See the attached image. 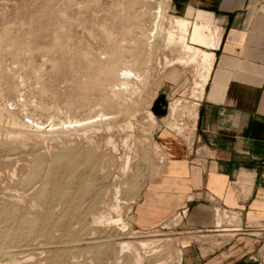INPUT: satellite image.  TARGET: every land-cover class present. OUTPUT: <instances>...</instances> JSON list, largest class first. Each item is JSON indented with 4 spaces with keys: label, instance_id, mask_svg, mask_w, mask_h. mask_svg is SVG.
<instances>
[{
    "label": "rangeland",
    "instance_id": "374dc122",
    "mask_svg": "<svg viewBox=\"0 0 264 264\" xmlns=\"http://www.w3.org/2000/svg\"><path fill=\"white\" fill-rule=\"evenodd\" d=\"M78 1L79 0H74V1L73 0H69V1H67V0H0V65L4 68V70L7 73V75L10 74V75L7 76V79H6L7 82L5 81L6 83L4 81L3 82L0 81V104H1L0 105V112H1V109H2L3 113L6 114V115H4L3 113H0L1 114V116H0V124H1V122L3 123V125L1 124L2 125V130H1L2 133L0 132V135L4 134L3 135L4 137L2 135L0 136V146L2 144V146H1L2 148H0L2 150V151L0 150L1 151L0 152V156H1L0 157V162H1L0 163V171H1L0 177L2 176L1 177L2 179L0 178V182H1V184L2 183H6V184H3V186H0V187L3 188V189L0 188L2 190V191L0 190V206L5 207V209H7V211H8V213L6 215H4L6 217H4L3 215H0V219H1L0 220V224H1V228H0L1 232L0 233L1 234H5V233L9 232L10 229L14 230L17 227L19 221L22 220L25 217L30 218L33 222H37L39 220L40 222L39 221H38L39 223L37 222V227L35 228V230L37 229L36 230L37 232H35V230H34L31 233V235L27 238L28 242L26 243L27 244L26 248H28V250L25 251V253L30 251L29 253L32 252L33 254H35V255L31 254V256L32 257L36 256L38 260L36 259V257H34L35 261H33V258H31V259H32V262H36L37 264L38 263L42 264L45 261H46L45 264H49V263L50 264H67L69 262H70L69 264H72L71 261L74 262V261L77 260V262L73 263V264H76V263H78V261L80 259L81 260L79 261L78 264H84V263L86 264L88 262H89V264H93V263L94 264H96V263L97 264L98 263L99 264H120V263L121 264H127L128 260H129L128 261L129 264H140L142 261H143L142 264H153V263H155V264H158V263L159 264H187L189 259H188V255H187L188 251L185 248V246L190 244L195 239H192V241L190 243L188 242V243L184 244V246L182 245L181 238L182 237L185 238L186 236H189V235L192 236V234H193V233L187 232L189 230L186 227V216L188 215V211L187 212L185 211V213L182 212V214L179 215V218H181L183 223L181 221L178 222L180 224L176 223L177 222L176 216L179 213H181V211H183L184 209L187 210V207L182 208L184 206V202L179 203V205H177L175 207V209L170 214H168L163 220H161L160 222H158V221L156 222V220L152 221V223H154L152 225L150 223L152 218L149 217L148 215H146V213H147L146 212V207L147 206H151V208L154 209V211H157V209L160 208V205H162V204H160L162 202L158 201V200H160V198H158V197L162 193L161 189H162L163 185H161V184L160 185H156V184L162 177L165 176V174H166L165 169L166 168L164 167V169H162L160 171L157 170V167H156V164H155L156 163L155 160L157 158V154L152 149L153 148L152 143L155 140L159 141L161 136L165 135V134H167L168 137L171 138V139H176L178 141L181 140V142L184 144V146H185V148L187 150V153H188L187 154L188 163L191 164V165L202 166L205 163V159H206L207 155H209L208 151L204 147H202V146H200L198 144V142L196 140V130H195V132L192 131V130L191 131L190 130H188V131L186 130L185 131V133L190 136L191 140L192 141L194 140L193 141L194 143L192 142V144H193L192 146L193 147L192 148H188L189 147L188 144L184 143V140L181 137H179V139L174 137V132H172L169 129V127H168V123H169L170 118H173L171 116L178 117L179 120L183 119L182 121L189 122V115H188L189 108H191L193 104H195V103H197L199 101L198 99H196V97H194L192 95L193 94L192 88L194 86V75H193L194 74L193 73L194 69L192 67L183 68L179 64H176V65H173V66H166V64H164L166 61H165V59L163 60V57L165 58V56L168 55V56H166V57H168L167 59H169V58L171 59V57L173 58V57H175L177 55V52L172 51L169 48H164L163 50L161 49V51H160L159 50L160 49L159 45L162 46L163 40H161V38L158 37L157 41H156V44H159V45H157V47H159V49L157 50V52H158L157 54L161 53V55L155 56L154 61H153L152 65H151V68H150V74H149V78H148L147 84L144 85L143 88H141V90H140L142 92L139 91L140 93L137 92L138 94H136L134 96L132 95L133 94L132 93L131 94L132 97L131 96H128L129 98L127 97L128 101L130 103V106H132V107L127 112H125L123 109H122L123 112H120L121 108L116 109L117 107L113 108V107L109 106L108 107L109 111H108V109H106V105H105L108 102H106L105 100L109 96L111 97V99L114 98L113 100H116V98L118 97V95L116 94L118 92V89L115 88V87L113 88L110 85H108L106 88H101L100 85H98V81H99L100 76L102 75L101 74L102 68L104 67L102 64H105L107 62V60L109 59L108 56L110 54H108V52H107L108 48H106V47L109 46L107 44H111V42L108 41V38L111 40V37L108 36L110 34V32H112L111 30H113V32H112L113 37H115V36L117 37L118 36V38H119V35H117L118 32L116 31V29L115 28L112 29V24H114V23L119 21V19L116 18V12H118L120 10L121 6L119 5L118 6L119 9H117L118 8V7H116L117 5L114 6V4H117V2H119L121 0H116V1L113 0V2H112V0H106V1H104V0H87V2L85 0H80L79 2ZM81 1H82V3H80ZM83 1H84V3H83ZM122 1L124 2V4H125L124 7H126V8H128V6L130 4H132L135 9H133V7H131L132 5L129 6V7L133 11L135 10V12L138 11V9L139 10H141V9L145 10L147 8L146 12H148L150 10L149 11L150 13L148 12L150 14V18L153 17V14H151V13H154L152 11H155L157 9V8H154V7H156V4L158 2L157 0L156 1L154 0L155 2L151 1L152 2L151 4H147V5H145L146 7L143 6L141 8L140 4L138 3V0L137 1L135 0L138 5L133 0H132V2L134 4H136V5H134L131 2V0H129V2H128V0H122ZM122 1L120 3L122 5V7H123ZM169 1L168 0H163V6H164V9H166L165 13H167V15H171L170 13H172V11H173V13L179 14L184 9L186 3L192 2V3H194L195 6H197L199 8H203V9H204V6L207 5L206 3H203L202 0H200L201 2L199 0H197V1L196 0H169ZM63 2L67 3L68 5H66V4H65L66 6L63 5L64 4ZM106 2L108 4H106ZM127 2L129 4H127ZM77 3L79 5H77ZM88 3H89V5H88ZM69 4H71L74 8H71L72 6L69 5ZM82 4H84V5H82ZM80 5L83 8L80 7ZM149 5H151L153 8L150 9L151 6L149 7ZM169 5H171L170 6L171 9L169 8ZM78 6L80 8H77ZM111 6L116 7V8H113ZM65 8H67V9H65ZM107 8L109 9V11H108ZM71 9L73 10V13H72ZM89 9H90V11H89ZM67 10L69 11L68 13L70 15H73V16L75 15V17H74L75 19L79 18L78 22H77V19L76 20L75 19H71L72 17H70L68 13H63V12H67ZM95 10H97V11H95ZM106 10L108 11V13L109 12H112V13L108 14ZM114 10H115V12H114ZM77 11H79V12H77ZM81 12H83L84 14H82ZM96 12H98V13H96ZM113 12L115 13L114 17H113V14H114ZM212 13L214 14V12H212ZM68 16H69V18H68V20H66ZM214 16H215V14H214ZM64 18H66V19H64ZM91 18L93 19V23L98 22L99 25L93 24L91 22L92 21ZM104 18L105 19H109L110 21L108 20L109 21L108 22ZM146 18L147 19H145V21L143 20L146 24H143L142 21H140V23H141V25L143 27H145V29H148L150 27V25H151L152 19L150 20L148 14L146 15ZM58 19H60V20H58ZM82 20H84L83 22L85 23V25L82 22ZM216 20L218 22V25L220 26L219 21H218L217 18H216ZM94 21H96V22H94ZM102 21L105 22V23H102ZM147 21H149V22H147ZM71 22L73 23V25H72ZM89 22H90V24H89ZM77 23H79V24H77ZM109 23H111V24L109 25ZM103 24H104V27L102 26ZM78 25L79 26L82 25V26L79 27ZM90 25H92V26L90 27ZM83 26H84V28H83ZM86 26H88V27H86ZM64 27H67V28L66 29H62ZM105 27H107L110 30L108 32V29L106 28L107 29L106 32L108 34L107 36H106V32L103 31V29ZM61 29H62V31H61ZM69 29H71L72 32ZM88 29H90V30L88 31ZM106 29H104V30H106ZM90 31H91V33L93 31L95 36H93V33L92 34H90V33L88 34V32H90ZM64 36H68V37H64ZM60 38H61V40H59ZM56 40L57 41L59 40L60 43L57 42ZM62 40H64L66 42V46L67 47L65 46V42L62 41ZM119 40H121V38H119ZM61 41L64 42V44ZM56 42H57V44L59 43L60 45L58 44L59 45L58 46L56 44ZM67 42H69V44ZM91 43H92V45H91ZM63 45L65 47H63ZM89 47L90 48L92 47L91 50H90ZM162 47H164V46H162ZM103 48H105L106 51ZM103 50L105 51V53H107L106 55L104 54ZM101 51H103V52H101ZM167 51H168V53H167ZM171 52H173V53H171ZM162 53H165V54L162 55ZM98 54H100V55H98ZM105 56H106V58H104ZM158 57H160V58H158ZM96 58H98L99 61L95 62V60H98ZM155 59H156V63H154ZM55 63H56V65H55ZM160 63H162V65ZM153 68H155L154 71H153ZM11 72H12V74H11ZM91 73L92 74L94 73L95 77H94V75L91 76L92 75ZM152 74H153V76H152ZM8 81L9 82L11 81V82L9 83ZM2 84H5V85H2ZM111 90H112V92H111ZM116 90H117V92L113 93ZM120 91H121V89L119 90V92ZM105 93H106V95H105ZM146 93H147V95H146ZM114 96H116V98ZM179 96H181L180 100H182V101H181L180 104L177 105V107L174 110L173 109L174 106L172 105V102H173L174 98L179 97ZM130 97L132 99H130ZM98 101H99V103L101 102L102 106H101V104L99 105ZM132 102H135V103H132ZM94 103H96V104H94ZM135 104H136V106H135ZM99 108H100V110H99ZM103 108H105V109H103ZM110 109H111V111H110ZM148 109L152 110V114L155 116V118H149L148 117V115L146 113L147 112L146 110H148ZM131 110H133V111H131ZM136 110H137V112H136ZM10 111L12 112V114H11ZM104 111L106 112V115H104V114L102 115V113H104ZM111 112H113V113H111ZM115 113H116V115H115ZM131 113H135V115L132 114L133 115L132 116ZM10 114L11 115L15 114L16 117L21 122L27 123V124H31L32 123L31 120L33 119V120H37V121L42 122L45 125H47V124H49L51 122V120L55 119V122L58 123L57 126H59V127H57L55 129L57 131H55V130H53V131H55V133L59 132L60 134L58 133V134L55 135V133H53L51 135V133L49 134V132H53V131L47 132V129H42V128L41 129L43 131L44 130L45 131L43 133H39L40 130H39L38 127H36V124H34L33 127H32V124H31V126H24V127L26 128L27 133L31 131L32 133L31 132L30 133L32 135H29L30 133H28L27 135H29V136L24 141H21V142L17 141L14 144L12 143L14 146L11 144V145H9V147H7L9 140L6 141V138L9 139L8 136L10 134L11 135L13 134L14 136L16 134V133L15 134L14 133L8 134L9 132L7 130H6L7 132L4 130L10 124V123L7 124V121L9 120V118L11 116ZM127 114H129V115H127ZM7 115H9V116L7 117ZM107 115H109L108 116L109 118L107 117ZM89 117H92L93 119L92 118L87 119V121H85V122L83 121L82 123L74 122V120L84 119V118L86 119V118H89ZM128 117L132 118V125H134L133 126L134 129H131V128H133L132 125H131V128H130L131 130L129 129V127L124 126L125 125L124 121ZM3 118H5V119H3ZM68 118L71 121H73L72 124L68 122L69 121ZM1 120H3L4 122L1 121ZM63 121L65 123L62 124ZM112 123H113V126L111 125ZM147 124L149 125V127L147 126ZM93 125H96L97 127L93 126ZM143 125H146V126H143ZM85 126H90V128L87 127V128H89V129H87V128H85ZM117 126H119V127H117ZM61 127L63 128L62 129L63 131L61 130L62 133L60 131ZM65 127H66V129L67 128L68 129L66 130ZM91 127H93L94 130ZM108 127L111 128V129L107 130ZM123 127L124 128L126 127V129H124ZM144 127H148L149 131H150V132H148V135L145 136V137H144V135H142L143 134L142 133L143 132L142 129H144ZM65 130H66V133H65ZM72 130L75 133H76V131L81 130L80 131L81 133L79 135V131H78L77 132L78 134H75ZM112 130L113 131L114 130L115 131L118 130V131H116L117 133H115V131L112 132ZM126 130L128 132L129 131H131V132L135 131L134 132L135 136L134 137L131 136V138L129 139V141H132V142H129V145L131 144L129 150L127 148L129 146L123 144V143H125V140L127 139V136L129 135V133H131V132H129V133L127 132L128 133L127 134ZM34 131L35 132L39 131L38 133L36 132V134L39 135L41 139L39 137H36L37 135L35 134ZM67 131L73 132L75 134V136H74L73 133H71L72 135L70 133H67ZM5 132L7 134H5ZM108 132H110V133L112 132V133L109 134ZM33 133L35 134V136L33 135ZM113 133H114V135H113ZM89 134H90V136H91V134H94V136H91L92 138H87V137H89ZM119 134H120V136H119ZM125 134H127V135L125 136ZM108 135H110V137L113 135L111 137V141L113 139L112 142H114L113 144L115 146L113 144L109 145V143L111 144L112 142H109V143L107 142V140H109ZM131 135H133V133H131ZM5 136H7V137L5 138ZM32 136H34V137H32ZM30 137L33 138V139H29ZM53 137H54V139H53ZM105 137H106V139L107 138L108 139L106 140ZM37 138H39L40 140H35ZM42 138H45L43 140L47 141V143H45L44 141L42 142ZM47 138H49V139H47ZM55 138L57 139V141L55 140ZM58 139H59L60 142L58 141ZM75 139H76V141H75ZM92 139L96 140V142H98L100 144L96 143L97 145L96 144L94 145L93 142L95 143V141L92 140ZM104 139H105V141H104ZM32 140L37 141V143H35V141H32ZM87 140H88V142H87ZM91 140H92V145L89 142ZM1 141H3V142H1ZM39 141H40V143L38 144ZM61 141H63V142H61ZM55 142H56V144H55ZM3 143H5L7 145H5ZM17 144H19V145H17ZM26 144H28V146H26ZM35 144L37 146H35ZM43 144L47 145V147L44 146ZM15 145H16V147H15ZM30 145H32V147L34 146L35 150H37V148H38V150H39V148H41L42 150L45 149L44 151H46V152H44V156H45V160L46 161L44 162V164H43L44 166H42L43 168L41 169L40 175L38 176L40 179L37 180V178H38L37 177V178H34V179L30 180V184H31L30 186L31 187L29 186L30 188L29 187L23 188V185L20 184L18 182V180L23 179L26 175L29 176V174L33 170L32 167H34L36 165V161H37L36 158L38 156H43V151L41 149H40V152L42 151V153H39V152L37 153V151H36V153L34 152L32 154V151H35V150L33 148H31ZM62 145H64V146H62ZM65 145L66 146L70 145V148L71 147H73L72 149L76 148L77 151L81 150V148H82V151H80V152L76 151V156L75 157H77V161L75 163H73L74 165L70 166V168H69L70 170L67 169V171H65V170H62L63 167H61L60 171L58 170V171H54L53 173H51L50 170L53 171V168H54L53 164L54 165L57 164L56 161H54L55 157H56L55 155H57L58 152H59L58 154H60L63 150H68L69 146L67 147V149H65L66 148ZM59 146H60V150H59ZM92 146L94 148L97 147L95 149L99 150V151H96L94 149L95 150V157L94 158L97 157L96 161H94L95 160L94 159L93 160L94 162H92L94 164V166H92L93 165L92 163L88 164V161L85 160L86 159V157H85L86 151L89 149V147H92ZM3 147L4 148L7 147L6 149L8 151L6 152V150ZM12 147L13 148L15 147V149L13 150ZM17 147H19V148L23 147L24 149L21 148V150L23 149L21 151ZM79 147H80V149H79ZM83 147H85V148H83ZM100 147H102V148H100ZM112 147H114V148H112ZM25 148L28 151L25 150ZM30 148H31V150H29ZM61 148H62V151H61ZM16 149H17V151L20 150L21 153H20V151L17 152ZM101 149H102V151H101ZM147 149H149V150H147ZM190 149H192V150H190ZM12 150L15 151V152L13 153ZM104 150H106V151H104ZM196 150L197 151L199 150V152L201 151V154L203 153V155L200 156V153L197 152ZM3 151L6 152L5 155H4V153H2ZM9 151L11 152L10 154H9ZM29 151L31 152L30 154H32V156L35 157V155H36V157L34 158V157L30 156V154H27V153H29ZM51 151H53V152H51ZM191 151H193V153ZM22 152H23V154H25L24 156H23ZM123 152H126L128 155L126 153L124 154ZM196 152H197L198 155L196 154ZM206 152H207V154H206ZM15 153H16V155H15ZM99 153H101L100 154L101 156H99ZM7 154H8V156L10 155L9 156L10 158H7ZM12 154H14V155H12ZM17 155H19V156H17ZM51 155H52V157H51ZM121 155H123V156H121ZM125 155L126 156H129V155L131 156V157L129 156V158H130L129 159L130 163H128L129 167L126 168V169H125V165H124L125 163L124 164H120V163H123L122 161L126 160V158H124V160H120V159H123V157H125ZM3 156L4 157L6 156L5 158H7V159H4ZM12 156H14V157H12ZM28 156H30V157H28ZM81 156L83 157L82 159H81ZM113 156H116V157H113ZM155 156H156V158H155ZM169 156L172 157L171 155H169ZM169 156H168L167 159L170 162L171 158ZM20 158L21 159L23 158V159L21 160ZM26 158L30 159V163H31L30 165L28 164L29 161ZM197 158L199 160H201V162H199V160ZM51 159H52V163H51ZM194 159H195V161H194ZM10 160L12 161L11 163L9 162ZM23 160L26 161V164H25V162ZM78 161H80V162H78ZM48 162H49L50 165H48ZM34 163H35V165H34ZM15 164L19 165V166L17 167V166H15ZM45 165H47V167ZM75 165H76L77 169H74ZM1 166H2V170H1ZM24 166H26V167H24ZM79 166H81V167H79ZM123 166H124V168H123ZM7 167H8L9 170H7V169L5 170V168H7ZM12 167H15L14 168L15 171L13 170V172H11L12 171L11 170ZM27 167L28 168L30 167V168L28 169ZM92 167H93L94 170L91 169ZM48 168H49V170H48ZM73 169L75 170L76 174L77 173H79V174L81 173V174H83V177L85 176L84 180H86V181H84V184H86V186L88 187V189L90 191V192L86 191L83 195L77 196L78 198H69L70 200L73 199L71 201V204L72 205L74 204L77 207V208L74 207V208H76L74 210V212H73L74 215L71 214L69 212V210L65 209L67 207V205L70 203V201H67V203H66V202L62 201V198H53V199L50 198L51 194L52 195L55 194V193L58 194V192H56V191L53 192L52 185H51L53 183L50 182L51 180L49 181L47 179V178H49V179L53 178L52 181H54V177H52V176H55V178H61V176H62V180L66 181L65 179H67V178L69 179L70 178L69 177L70 176L69 173L70 172H74ZM89 169H91V170H89ZM124 169H125V172H123ZM16 170H17V172L19 171V173H20V171H23V172L20 173L22 176L19 175L20 176L19 177L18 176L19 173L18 174L16 173L17 174L16 175L15 174ZM79 170H80V172H79ZM120 170L121 171L123 170L122 171L123 173H121ZM29 171H30V173H29ZM61 171H63V172H61ZM85 172H88V173H86V175H85ZM46 173H48V174H46ZM50 173H51V175H50ZM57 173L59 174V176H58ZM23 174H25V175H23ZM67 174L69 176L67 178H65ZM88 174H89V176H88ZM93 174L95 175V177H94ZM15 175L17 177H19V178H17ZM90 175L91 176L93 175V176L90 177ZM115 175L119 178V180L117 179V177ZM14 176L16 177L15 179H14ZM86 176H87V178H86ZM159 176H161V177H159ZM3 177H5V178H3ZM9 177H11V178L9 179ZM12 177H13V179H12ZM43 177H46V178H43ZM6 178H8V179H6ZM92 178L93 179L95 178L94 179L95 181ZM43 179H44V182H43ZM58 180H60V179H58ZM113 180H115L116 182L113 181ZM35 182H37V183H35ZM112 182H114L115 184L118 182V184H116V185L114 184L113 185ZM33 183L35 185H37L38 183L39 184H38L37 187H35ZM92 183L94 185L96 183L97 184H96V186H94ZM111 184L113 185V187H111L112 190L110 188V186H112ZM4 185H5V187L7 189L9 188V189H12V190L11 191L9 189L5 190L6 188L4 187ZM66 185L68 186L69 191H72V193H73V191L76 190V188L79 187L80 184H77V183L74 182V180H72V182L71 181L67 182ZM75 185L76 186L78 185V186L76 187ZM40 186L45 188V189H43L45 193L47 192V199L45 198L46 199L45 204H39V203H37V201H36V203L33 202V200L34 201L36 200L34 191L39 189ZM69 186H71V187L74 186V187L71 188ZM89 186H90L91 189L89 188ZM91 186H93V188ZM115 186L116 187L118 186V187L121 188V189H119L121 191L119 192L118 199H116V197L114 196V194H115ZM33 187L35 189H31ZM13 188L15 189L14 191H13ZM48 189L49 190L51 189V191H48ZM31 190H32V192H31ZM107 191H108V195H106ZM95 192L100 193V194H98L100 196L97 197V193L95 194L96 195L95 196L94 195ZM173 192L174 191H171V190L168 191L169 196L173 197V194H174ZM8 193L13 195V199H11V197L3 198ZM17 193H19V195H21L20 197L17 196L18 199L22 197V199L25 200V198H23V196L26 197L28 194L30 195V198L28 196V197H26L25 201H22V199H19L20 201H18V199L16 197V195H18ZM24 193L25 194L27 193L26 196L24 195ZM88 193L93 194L95 197L89 194V197L90 196L91 197L88 198V196H87ZM104 196H107V197L104 198ZM93 197H94V199H93ZM27 198H29V200ZM106 198H108V200L110 198V201L107 200L108 201L107 202L106 200H104ZM80 199L82 201L84 200L85 202L87 201V203H85L84 201L83 202L80 201ZM114 199H116V200H114ZM74 200H76V201H74ZM27 201H31L33 204H31V202L28 203ZM116 201L118 203H120V204L122 203L121 205H122L123 208L119 204L120 208H122V209H120L118 212L115 213V212H113L114 211L113 205L117 203ZM24 202H27L26 203L27 205ZM58 202H60L61 205ZM90 202H91V204H90ZM98 202L101 203L102 205H100ZM105 202H106V206H105ZM83 203L85 204V206H83L84 205ZM103 203H104V205H103ZM107 203H109L110 206ZM111 203L113 204L112 206H111ZM30 204L32 205V207L34 206L33 209H32ZM38 204H39V206H38ZM54 204H56V206ZM87 204H88V206H87ZM93 204L96 207H93ZM43 205H44V207H43ZM46 205L47 206L50 205V206L47 207ZM97 205L99 206L100 210L99 209L97 210V208H98ZM27 206H28V208H27ZM36 206L39 207V208H37ZM52 206L56 209L55 211H54V208H52ZM59 206L60 207L64 206V207L60 208ZM86 206H87V208H86ZM103 206H105V208ZM107 206H108V209L106 208ZM84 207L86 208L85 209L86 211L84 210ZM43 208H45V209H43ZM51 208H52V210H51ZM79 208L82 209V211L84 210L86 213L82 212L81 210L78 211ZM20 210H22V211L20 212ZM37 210H39V213H38ZM42 210H44V211H42ZM94 210H96V211H94ZM111 210L113 212L112 214H113L114 217L115 216L117 217L118 216L117 213L122 211V212H120V216L121 217L123 216L122 217L123 221L125 220L128 223L127 229L121 228V226H122L121 223H109L108 224L107 222H104V224H101V223L99 224V223H95L93 221L94 216H97L98 214L103 213V212L104 213L106 212V214L109 215L107 211H109V213H111L110 212ZM143 210H144V213L141 214L140 212L143 211ZM220 210L221 211H217V209H216V211H217L216 212L217 213V219L222 218L220 215L226 214V212H227L225 209L222 210L220 208ZM178 211H179V213H178ZM223 211H225V213ZM27 212L28 213L31 212V214L30 213L27 214ZM61 212H63V213H61ZM88 212H89V214H91V213L92 214L87 216ZM59 213H60L61 216H59ZM121 213H123V214H121ZM227 213H228L227 214L228 217L226 216L227 218H223V220H224L223 223L224 224L222 223V225L224 227H226L227 225L229 226V225H233L235 223H238L239 218L236 215V213H234V215H232L233 213H230L229 211ZM47 214H48V217H47ZM77 214H78L79 217L77 216ZM18 215H19V217H18ZM231 215L233 217L236 216V219L235 218L233 219V217ZM67 216L70 217V218H68ZM71 216L73 218H76V219H73ZM51 217H53L54 219L51 218ZM56 217H57V221L55 220ZM182 217H183V219H182ZM223 217H225V215ZM42 218L43 219L46 218V219H44V221H42ZM72 219H73V221H72ZM54 220L56 222H54ZM77 220H78L79 223L77 222ZM168 220H170V222H173V223L176 220L175 224H174L175 226L173 224H169L167 227H164L163 223L165 221H168ZM63 221H65V222H63ZM67 221H69V223ZM42 222H43V224L44 223L45 224L43 225ZM52 222H54V223H52ZM76 222H77V224H75ZM225 222L228 223V224H226ZM63 223H65L66 228L64 227ZM73 223L75 224V226H73L74 225ZM81 223L85 224V225H82ZM161 223L163 225H161ZM49 224H50V227H49ZM52 224L54 225L55 229L53 228ZM69 224H70V226H69ZM76 225H78V226H76ZM2 226H4V227L2 228ZM11 226L13 228H11ZM44 226H46V227H44ZM84 226H86V227L84 228ZM92 226H93V229H92ZM98 226H100V227H98ZM41 227L43 228V230H42ZM57 227H58L59 230L57 229ZM68 227H70V230H69ZM5 228H6V230L7 229L8 230L6 231ZM62 228H64L65 230L62 229ZM67 228H68V230H66ZM106 228H107V231H106ZM25 229H27V228L25 227ZM77 229H79L81 233ZM94 229H95V231H94ZM156 229L160 230L161 232L170 231V233H172L173 239L171 240L170 243H168V246L164 245V247H163V245H162V247H161V245H160V247L162 249L158 246V248H157L158 252H157V250L155 252H150L151 250H149L147 248L146 249L142 248L138 244V241L136 240V238L138 240L140 238H142V237L145 238L144 236L147 234L146 231H148V230H156ZM39 230H40L41 233L39 232ZM47 230H50L52 232V234L54 233L56 236L55 237L52 236V234L50 232H47ZM63 230H64V233H63ZM90 230L93 233H95V234H92V232ZM98 230H100L101 232L100 231L98 232ZM3 231H5V232H3ZM45 231H46V233H49V234L48 235L45 234ZM57 231H60V232H58L59 235H62V233H63V235H65V236L62 235V236H60V238H58L59 235L57 236V234H58ZM76 231H78V232H76ZM38 232H39V234H37ZM42 232H44V233H42ZM72 232H73V234H72ZM85 232H87V233L85 234ZM102 232H104L106 235L104 233H102ZM107 232H109V234H107ZM33 233H34V235H33ZM35 233L37 234L38 237L36 236ZM65 233H67L68 237H66ZM76 233H77V236L79 235L78 237L75 236ZM69 234H71V235H69ZM89 234H90V236H89ZM103 234L106 237H114L115 235L116 236L119 235V236H122V237H126V239H130V240L134 241V243L137 244V246L139 248V252L141 253L142 260H137L136 261L134 253L132 251L127 250V249L124 250L123 252L118 253L120 251V249H119L120 247H119V244L117 242H115V240H109V242H110L109 246H108V244H107V246L104 245L103 247L102 246H96V247L93 246L95 248L94 250L89 248V249H91V252H90V250H88V247H89L88 245H90V243H82V244H80V247L83 246V245L85 246V248H83L84 247L83 246L82 249H87V250H84L83 252H82L81 248H78V249L77 248L76 249L75 248H70V251L68 250L69 249L68 244H70L72 242L71 240H77L76 238H78V240L83 239V238L86 239V238H90V237H94V236L95 237L96 236H102ZM126 234H128V236ZM49 235H50V237H49ZM111 235H113V236H111ZM137 235H138V237H137ZM35 236L37 237V239L39 238L38 241H36L37 239L35 238ZM46 236H48V237H46ZM70 236L72 237V239H69V238H71ZM82 236H84V237H82ZM105 236H103V237H105ZM21 242H23V241H20L19 243L16 242V243L20 244ZM34 242L36 243V246H35ZM113 242L116 243V245ZM59 243L60 244L62 243V244L59 245ZM201 243H207V245L202 247L204 249L209 247V246H212V243L209 240L201 241ZM41 244H42V246H41ZM86 245L88 247H86ZM112 245H114V246L118 245V246L116 248V247H113ZM45 246H47V247H45ZM32 247L35 250H33ZM40 247H42V248H40ZM90 247H92V246H90ZM140 247H141V249H140ZM37 248L42 249L43 252H45V254H42L43 252L40 251ZM50 248H52V249H50ZM62 248L63 249L67 248L68 252L64 251ZM36 249L39 250V251H36ZM44 249L47 252L44 251ZM98 249L100 251H98ZM142 249H144L143 252H142ZM180 249H183L182 253H180ZM71 250H73V252L75 251V253H73ZM76 251L77 252L79 251L80 253L78 252V254H76ZM88 251L90 252L89 255L87 254ZM93 251H97V252H94L95 253L94 254V253H92ZM114 251H116V252H114ZM126 251L128 253L130 252V254L128 255L126 253ZM49 252H51V253L53 252L54 253V257H52L53 253L51 254ZM57 252L59 253V255H57ZM65 252H66V255H64ZM99 252H100V254H99ZM124 252L127 254L126 257H124L126 255V254L124 255ZM39 253H41V256L39 255ZM46 253H48V254H46ZM67 253H69L70 255L73 254L71 256H73V258L76 259V260H74V259L73 260H69L71 258V256L67 255ZM96 253L100 257H98V255ZM260 253L263 255V258H264V247L261 248ZM111 254H114L115 256L111 255ZM118 254H120V255H118ZM121 254H122V256H121ZM74 255H76V256L80 255L82 257L77 256V257H79V258H77L76 256L74 257ZM85 255H86V257H85ZM49 256H51L52 258L51 257L49 258ZM103 256L105 257V259L104 258L102 259ZM120 256H121V258H120ZM43 257H47V259L44 258L45 259L44 260ZM83 257L86 259V262H85ZM87 257H89V259ZM90 257H92L91 261L93 263L90 262ZM97 257L100 258L101 260L98 259ZM66 258H67V260H66ZM93 258H95V259H93ZM0 259L3 260V257L0 256ZM107 259H109V260L111 259V260L109 261ZM121 259H122V261H121ZM41 260H42V262H41ZM106 260H107L108 263L106 262ZM115 260H116V262H115ZM38 261H40V262H38ZM51 261L52 262L54 261V262L51 263ZM56 261H57V263H55ZM111 261H113V262H111ZM47 262H49V263H47ZM1 264H2V262H1Z\"/></svg>",
    "mask_w": 264,
    "mask_h": 264
},
{
    "label": "bare ground",
    "instance_id": "6f19581e",
    "mask_svg": "<svg viewBox=\"0 0 264 264\" xmlns=\"http://www.w3.org/2000/svg\"><path fill=\"white\" fill-rule=\"evenodd\" d=\"M67 1H69V0H67ZM74 1V0H73ZM80 1V0H79ZM78 1V2H79ZM86 2H87V0H85ZM104 1H106V0H104ZM116 1V0H115ZM122 1V0H121ZM121 1H119V2H117V4H114V6L115 5H117L116 7H118L119 5L121 6V8H120V10L118 11V12H116V18H118L119 19V21L118 22H116V23H114V24H112V29L113 28H115L116 29V31L118 32V34L117 35H119V38H121V40H119V38H118V36L116 37L115 35V37H113V34H112V32H113V30H111L112 32H110V34L108 35L107 34V27H105L104 29H106V30H104L103 29V31H105L106 32V36L108 35L109 37H111V40L108 38V41H110L111 42V44H107V45H109L108 47H106V48H108L107 50V52H108V54H110L108 57H109V59L107 60V62L105 63V64H102L104 67L102 68V71H101V76H100V78H99V81H98V85H100V87L101 88H106L108 85H110V86H112L113 88L115 87V88H117L118 89V92H117V90L115 91V92H113V93H116L117 95H118V97L116 98V96H114L115 98H116V100H113V99H111V97L109 96H107L108 98L105 100L106 102H108L107 104H105L106 105V109H108V111H109V106H111V107H113V108H116V109H119V108H121V111L120 112H123L122 111V109L125 111V112H127V111H129V109L132 107V106H130V103H129V101H128V96H131V94L134 96V95H136V94H138L137 92H139L140 90H141V88H143V86L144 85H146L147 84V81H148V78H149V74H150V68H151V65H152V63H153V61H154V58H155V56H157V55H161V53L160 54H157L158 52H157V50L159 49V47H160V51H161V49L163 50L164 48H169L170 50H172V51H175V52H177V55L175 56V57H171V59L169 58V59H167L168 57H166V56H168V55H166L165 56V58L163 57V60L165 59V63L164 64H166V66H173V65H176V64H179V65H181L183 68H189V67H192L193 69H194V71H193V75H194V86H193V88H192V91H193V96L194 97H196V99H198L199 101L197 102V103H195V104H193L192 105V107L191 108H189V112H188V115H189V122H185V121H182V120H179V118L178 117H174V116H171V117H173V118H170V120H169V123H168V127H169V129L172 131V132H174V137H176V138H178L179 139V137H181L183 140H184V143H186V144H188V148H192L193 146V144H192V142L194 141H192L191 140V138H190V136L189 135H187L186 133H185V131L187 130H192V131H194L195 132V130H196V125H197V119H198V114H199V103H200V101L203 99V97H204V94H205V90H206V85H207V83H208V81H209V79H210V76H211V73H212V69H213V66H214V62H215V59H216V52H215V50L219 47V45H220V41H221V37L223 36L222 35V27H220L219 25H218V22H217V20H216V18H215V16H214V14L211 12V11H209V10H206V9H203V8H199V7H197V6H195L194 5V3H192V2H190V3H186V5H185V7H184V9L182 10V12H180L179 14H176V13H173V11H172V13H170L171 15H167V13H165V10L166 9H164V6H163V0H157L158 2H157V4H156V7H154V8H157L155 11H152V12H154V13H151V14H153V17L152 18H150V10L148 11V12H146V9L145 10H139L138 8V11H136L135 12V10L133 11L129 6H131L132 4H130L129 6H128V8H126V7H124L125 6V4H124V2L122 1V4H123V7H122V5H121ZM134 2H136L135 0H133ZM154 1V0H138V3L140 4V6H141V8L143 7V6H145V5H147V4H151L152 2ZM156 1V0H155ZM154 1V2H155ZM169 1V0H168ZM197 1V0H196ZM195 1V2H196ZM200 1V0H199ZM65 2V1H64ZM63 2V3H64ZM71 2V1H70ZM112 2H113V0H112ZM126 2V1H125ZM128 2H129V0H128ZM127 2V4H129ZM131 2H132V0H131ZM130 2V3H131ZM170 2V1H169ZM201 2V1H200ZM202 2L203 3H208V0H202ZM229 2V1H228ZM73 3V2H72ZM80 3H82V1L80 2ZM83 3H84V1H83ZM90 3V2H89ZM89 3H88V5H89ZM94 3V2H93ZM111 3V2H110ZM120 3V4H119ZM133 3V2H132ZM254 3V2H253ZM68 5L67 3H64L63 5ZM87 4V3H86ZM105 4V3H104ZM106 4H108L107 2H106ZM134 4V3H133ZM136 4H137V2H136ZM136 4H134V5H136ZM198 4V3H197ZM65 5V6H66ZM69 5H71V4H69ZM77 5H79L78 3H77ZM82 5H84V4H82ZM111 5V4H110ZM138 5V4H137ZM153 5V4H152ZM168 5V4H167ZM72 6V5H71ZM70 6V7H71ZM86 6V5H85ZM104 6V5H103ZM151 5H149V7H150ZM170 6L171 5H169V8H170ZM80 7H82L81 5H80ZM79 6L77 7V8H80ZM107 7V6H106ZM111 7H113V6H111ZM110 7V8H111ZM116 7H113V8H116ZM131 7H133V5L131 6ZM146 7V6H145ZM144 7V8H145ZM174 7V6H173ZM71 8H74L73 6L71 7ZM83 8V7H82ZM87 8V7H86ZM143 8V9H144ZM153 7L151 6V8L150 9H152ZM205 8V7H204ZM64 9V8H63ZM65 9H67V8H65ZM70 9V8H69ZM106 9V8H105ZM108 9V8H107ZM117 9H119V7L117 8ZM133 9H135L134 7H133ZM171 9V8H170ZM262 9V8H261ZM72 10V9H71ZM80 10V9H79ZM82 10V9H81ZM154 10V9H153ZM181 10V9H180ZM264 10V9H263ZM66 11V10H65ZM89 11H90V9H89ZM95 11H97V10H95ZM105 11V10H104ZM107 11V10H106ZM108 11H109V9H108ZM108 11H107V13H108ZM61 12V11H60ZM69 11L67 10V12H63V13H68ZM77 12H79V11H77ZM76 12V13H77ZM94 12V11H93ZM100 12V11H99ZM114 12H115V10H114ZM113 12V13H114ZM178 12V11H177ZM72 13H73V10H72ZM71 13V14H72ZM82 14H84L83 12H81ZM95 13V12H94ZM96 13H98V12H96ZM110 13H112V12H109L108 14H110ZM69 14V13H68ZM67 14V15H68ZM86 14V13H85ZM148 14V16H149V18H150V20L152 19V21H151V25H150V27L148 28V29H145V27H143L142 25H141V23H140V21H142L143 22V24H146L144 21H145V19H147L146 18V15ZM65 15V14H64ZM78 15V14H77ZM81 15V14H80ZM79 15V16H80ZM92 15V14H91ZM96 15V14H95ZM98 15V14H97ZM69 16L70 17H72L71 19H75L74 17H75V15L73 16V15H70L69 14ZM69 16L67 17V19L66 18H64V19H66V20H68V18H69ZM83 16V15H82ZM106 16V15H105ZM115 16V13L113 14V17ZM66 17V16H65ZM78 17V16H77ZM81 18V17H80ZM85 18V17H84ZM93 18V17H92ZM91 18V19H92ZM106 18V17H105ZM104 18V19H105ZM70 19V20H71ZM77 19V18H76ZM75 19V20H76ZM79 19V18H78ZM78 19H77V22H78ZM94 19V18H93ZM93 19H92V23H93ZM115 19V18H114ZM58 20H60V19H58ZM81 20V19H80ZM105 20H109V19H105ZM144 20V21H143ZM84 20H82V22H83ZM86 21V20H85ZM110 21V20H109ZM108 21V22H109ZM70 22V21H69ZM80 22V21H79ZM94 22H96V21H94ZM113 22V21H112ZM147 22H149V21H147ZM72 23V22H71ZM81 23V22H80ZM84 23V22H83ZM102 23H105V22H103L102 21ZM77 24H79V23H77ZM89 24H90V22H89ZM93 24H97V25H99L98 24V22H96V23H93ZM111 23H109V25H110ZM72 25H73V23H72ZM75 25V24H74ZM84 25H85V23H84ZM94 25V26H95ZM79 26V25H78ZM80 26H82V25H80ZM79 26V27H80ZM92 25H90V27H91ZM103 27H104V24L102 25ZM108 26V25H107ZM149 26V25H148ZM86 27H88V26H86ZM98 27V26H97ZM101 27V26H100ZM147 27V26H146ZM67 27H64V28H62V29H66ZM83 28H84V26H83ZM94 28V27H93ZM62 29H61V31H62ZM87 29V28H86ZM91 29V28H90ZM90 29H88V31L90 30ZM71 32H72V30L71 29H69ZM56 31V30H55ZM102 31V30H101ZM110 30L108 29V32H109ZM57 32V31H56ZM65 33V32H64ZM92 34L93 33V31H92V33H91V31L90 32H88V34ZM99 33V32H98ZM55 34V33H54ZM57 35V34H56ZM61 35V34H60ZM93 36H95V34L93 33ZM97 36V35H96ZM58 37V36H57ZM64 37H68V36H64ZM91 37V36H90ZM158 37H160L161 38V40H163V43H162V46H164V47H162V46H160L159 44H156V41H157V38ZM56 38V37H55ZM70 39V38H69ZM59 40H61V38L59 39ZM59 40L57 41V42H59ZM62 41H64V40H62ZM61 41V42H62ZM107 41V42H108ZM159 41V40H158ZM53 42V41H52ZM57 42H56V44H57ZM65 42V41H64ZM64 42H62L63 44H64ZM60 43V42H59ZM58 43V44H59ZM68 44H69V42H67ZM83 43V42H82ZM57 44V45H58ZM67 44V45H68ZM60 45V44H59ZM58 45V46H59ZM90 45V44H89ZM88 45V46H89ZM91 45H92V43H91ZM90 45V46H91ZM98 45V44H97ZM103 45V44H102ZM157 45H159V47H157ZM65 46H66V42H65ZM64 45H63V47H65ZM44 47V46H43ZM67 47V46H66ZM73 47V46H72ZM79 47V46H78ZM102 47V46H101ZM162 47V48H161ZM90 48V47H89ZM92 48V47H91ZM91 48H90V50H91ZM39 49V48H38ZM94 49V48H93ZM101 49V48H100ZM103 49H105V48H103ZM95 50V49H94ZM166 50V49H165ZM49 51V50H48ZM104 51V50H103ZM103 51H101V52H103ZM105 51H106V49H105ZM105 51H104V54L106 55L107 53H105ZM159 51V52H160ZM169 51V50H168ZM168 51H167V53H168ZM95 52V51H94ZM163 52V51H162ZM100 53V52H99ZM166 53V52H165ZM165 53H162V55H164ZM170 53V52H169ZM171 53H173V52H171ZM48 54V53H47ZM103 54V55H104ZM98 55H100V54H98ZM172 55V54H171ZM45 56V55H44ZM73 56V55H72ZM173 56V55H172ZM63 57V56H62ZM74 57V56H73ZM94 57V56H93ZM107 57V58H108ZM101 58V57H100ZM104 58H106V56L104 57ZM158 58H160V57H158ZM96 59H98V58H96ZM102 59V58H101ZM104 60V59H103ZM161 60V59H160ZM96 61H99V59L98 60H95V62ZM106 61V60H105ZM104 61V62H105ZM30 62V61H29ZM94 62V61H93ZM102 62V61H101ZM159 62V61H158ZM157 62V63H158ZM229 62V61H228ZM227 62V63H228ZM32 63V62H31ZM92 63V62H91ZM103 63V62H102ZM154 63H156V59H155V62ZM230 63V62H229ZM228 63V65H230ZM161 65H162V63H160ZM55 65H56V63H55ZM157 65V64H156ZM159 65V64H158ZM226 65V64H225ZM34 66V65H33ZM98 66V65H97ZM96 66V67H97ZM155 67V66H154ZM159 68V67H158ZM157 68V69H158ZM154 69L155 68H153V71H154ZM227 72V71H226ZM10 73V72H9ZM95 73V72H94ZM94 73L91 75V76H93L94 75ZM160 73V72H159ZM11 74H12V72H11ZM89 74V73H88ZM97 74V73H96ZM8 75H10V74H8ZM7 73L5 72V70H4V68L0 65V81L1 82H5L6 81V79H7ZM12 76V75H11ZM152 76H153V74H152ZM155 76V75H154ZM94 77H95V75H94ZM157 77V76H156ZM217 77V76H216ZM224 79V78H223ZM219 80V79H218ZM12 81V80H11ZM10 81V82H11ZM153 81V80H152ZM7 82V81H6ZM5 82V83H6ZM9 82V81H8ZM9 82V83H10ZM2 85H5V84H2ZM9 85V84H8ZM145 88V87H144ZM148 88V87H147ZM9 89V88H8ZM121 89V91L119 92V90ZM113 90V89H112ZM112 90H111V92H112ZM140 92H142V91H140ZM139 92V93H140ZM158 93V92H157ZM3 95V94H2ZM105 95H106V93H105ZM140 95V94H139ZM146 95H147V93H146ZM151 95V94H150ZM113 97V96H112ZM128 97V98H127ZM132 97V96H131ZM130 97V99H132ZM104 98V97H103ZM180 98H181V96H179V97H176V98H174V100H173V102H172V105L174 106L173 107V109L175 110V108L177 107V105L178 104H180L181 103V101L182 100H180ZM100 99V98H99ZM129 99V100H130ZM113 100V101H112ZM149 100V99H148ZM100 101V100H99ZM99 101H98V103H99ZM104 102V101H103ZM142 102V101H141ZM93 103V102H92ZM132 103H135V102H132ZM94 104H96V103H94ZM93 104V105H94ZM101 104V102L99 103V105ZM1 105V104H0ZM101 106H102V104H101ZM115 106V107H114ZM135 106H136V104H135ZM91 107V106H90ZM134 107V106H133ZM93 108V107H92ZM103 109H105V108H103ZM97 110V109H96ZM99 110H100V108H99ZM9 111V110H8ZM110 111H111V109H110ZM131 111H133V110H131ZM130 111V112H131ZM143 111V110H142ZM147 112V115H148V117L149 118H155V116L152 114V110L151 109H148V110H146ZM11 112V111H10ZM129 112V113H130ZM136 112H137V110H136ZM135 112V113H136ZM0 113H3V110L1 109V112ZM111 113H113V112H111ZM119 113V112H118ZM117 113V114H118ZM135 113H131V115L133 114V115H135ZM4 114V113H3ZM11 114H12V112H11ZM10 114V115H11ZM106 115V112L104 111V113H102V115ZM4 115H6V114H4ZM15 114H13V115H11L10 116V118H9V120L7 121V124L8 123H10L9 124V126H7L6 127V129H4L5 131L7 130L9 133L8 134H10V133H16L15 134V136L13 135H9L8 137H9V139H7L6 137L7 136H5V138H6V141L7 140H9L8 141V146L7 147H9V145H11L12 143L14 144L15 142H17V141H19V142H21V141H24L26 138H28V136L29 135H32L30 132H28V133H30L29 135H27L28 133H27V130H26V128L24 127V126H31V124H32V127H33V125L34 124H36V127H38L39 128V130H40V132L39 133H43L44 131L42 130V129H47V132H49V131H53V130H55L57 127H59V126H57V122H55V119L54 120H51V122L49 123V124H47V125H45L44 123H42V122H39V121H37V120H31L32 121V123L31 124H27V123H23V122H21L17 117H16V115L14 116ZM112 115V114H111ZM115 115H116V113H115ZM127 115H129V114H127ZM126 115V116H127ZM130 115V116H131ZM132 115V116H133ZM145 115V114H144ZM0 116H1V114H0ZM9 115H7V117H8ZM51 116V115H50ZM109 115H107V117H108ZM151 116V117H150ZM3 117V116H2ZM6 117V116H5ZM98 117V116H97ZM112 117V116H111ZM52 118V117H51ZM55 118V117H54ZM90 118H92V117H89V118H84V119H78V120H74V122H76V123H82L83 121L85 122V121H87V119H90ZM104 118V117H103ZM109 118V117H108ZM115 118V117H114ZM126 118V117H125ZM146 118V117H145ZM144 118V119H145ZM3 119H5V118H3ZM69 119V118H68ZM93 119V118H92ZM97 119V118H96ZM63 120V119H62ZM1 121H3V120H1ZM6 121V120H5ZM89 121V120H88ZM4 122V121H3ZM69 123H71L72 124V122L73 121H71L70 119H69V121H68ZM116 122V121H115ZM123 122V121H122ZM63 123H65L64 121L62 122V124ZM67 123V122H66ZM68 123V124H69ZM124 123H125V125L124 126H127V127H129V129L131 128V125H132V118L131 117H128L127 119H125V121H124ZM123 123V124H124ZM1 124L3 125V123L1 122ZM0 124V132L2 133V125ZM70 124V125H71ZM106 124V123H105ZM117 124V123H116ZM60 125V124H59ZM77 125V124H76ZM75 125V126H76ZM112 126H113V123L111 124ZM122 125V124H121ZM6 126V125H5ZM62 126V125H61ZM93 126H96V125H93ZM108 126V125H107ZM110 126V125H109ZM115 126V125H114ZM134 125H132V127H133ZM143 126H146V125H143ZM147 126L149 127V125L147 124ZM64 127V126H63ZM67 127V126H66ZM66 127H65V129H66ZM87 127H89L90 128V126H85V128H87ZM97 127V126H96ZM95 127V128H96ZM117 127H119V126H117ZM148 127H144V129H142L143 130V134L142 135H144V137L145 136H147L148 135V132H150L149 131V128ZM37 128V129H38ZM42 128V129H41ZM78 128V127H77ZM89 128H87V129H89ZM92 129H93V127H91ZM113 128V127H112ZM121 128V127H120ZM124 128V127H123ZM28 129V128H27ZM63 128L61 127L60 128V131L62 130ZM68 129V128H67ZM66 129V130H67ZM74 129V128H73ZM76 129V128H75ZM81 129V128H80ZM111 128H109L108 127V129L107 130H110ZM114 129V128H113ZM117 129V128H116ZM124 129H126V127L124 128ZM128 129V128H127ZM128 129V130H129ZM131 129H134V127L133 128H131ZM130 129V130H131ZM66 130H65V133H66ZM83 130V129H82ZM86 130V129H85ZM91 130V129H90ZM94 130V129H93ZM141 130V131H142ZM6 131V132H7ZM42 131V132H41ZM55 131H57V130H55ZM55 131H53V132H49V134L51 133V135L53 134V133H55ZM59 131V130H58ZM63 131V130H62ZM62 131H61V133H62ZM73 131V130H72ZM79 131V135H80V131L81 130H78ZM78 131H76V133L75 134H78L77 132ZM84 131V130H83ZM115 131V130H114ZM113 130H112V132H114ZM116 131H118V130H116ZM115 131V133H117ZM133 131V130H132ZM152 131V130H151ZM5 132V134H7ZM35 132V131H34ZM37 132V131H36ZM36 132H35V134H36ZM37 132V133H38ZM73 132H69V131H67V133H73ZM88 132V131H87ZM92 132V131H91ZM111 132V133H112ZM128 131L126 130V133H127ZM129 132H131V131H129ZM128 132V133H129ZM135 131H133V132H131V133H133V135H131V133H129V135L127 136V139L125 140L124 138V140H125V143H123V144H125V145H127V146H129V147H127L128 148V150L130 149V145H129V142H132V141H129V139L131 138V136H135V133H134ZM193 132V133H194ZM46 133V132H45ZM59 133V132H58ZM58 133H55V135L56 134H58ZM73 133V134H74ZM109 134H111L110 132H108ZM127 133V134H128ZM35 134L33 133V135L35 136ZM60 134V133H59ZM75 134H74V136H75ZM127 134H125V136L127 135ZM2 135V134H1ZM0 135V136H1ZM4 135V134H3ZM2 135V136H3ZM37 135V134H36ZM72 135V134H71ZM113 135H114V133H113ZM112 135V136H113ZM141 135V136H142ZM34 136H32V137H34ZM54 136V135H53ZM59 136V135H58ZM85 136V135H84ZM91 136H94V134H91ZM90 136V134H89V137H87V138H92ZM102 136V135H101ZM106 136V135H105ZM111 136V137H112ZM119 136H120V134H119ZM178 136V137H177ZM4 137V136H3ZM36 137H39L40 138V136L39 135H37ZM43 137V136H42ZM47 137V136H46ZM57 137V136H56ZM73 137V136H72ZM96 137V136H95ZM107 137V136H106ZM106 137H105V139H106ZM108 137H109V140H107V142L109 143V142H112L113 141V139H112V141H111V137H110V135H108ZM4 138V139H5ZM39 138H37V139H35V140H40ZM58 138V137H57ZM114 138V137H113ZM148 138V137H147ZM2 139V138H1ZM29 139H33V138H29ZM43 139H45V138H42V142L44 141ZM47 139H49V138H47ZM46 139V140H47ZM53 139H54V137H53ZM73 139V138H72ZM97 139V138H96ZM105 139H104V141H105ZM193 139V138H192ZM35 140H32V141H35ZM55 140L57 141V139L55 138ZM89 140V139H88ZM88 140H87V142H88ZM92 140H94V139H92ZM92 140L91 141H89L90 143H91V145H92ZM99 140V139H98ZM117 140V139H116ZM141 140V139H140ZM155 140V139H154ZM5 141V142H6ZM58 141H59V139H58ZM66 141V140H65ZM75 141H76V139H75ZM95 141V143L93 142V144L95 145L96 143H98V142H96V140H94ZM1 142H3V141H1ZM45 143H47V141H44ZM60 142V141H59ZM61 142H63V141H61ZM34 143V142H33ZM35 143H37V141H35ZM40 143V141L38 142V144ZM107 143V144H108ZM114 142H112L111 144L109 143V145H112ZM194 143V142H193ZM3 144H5V143H3ZM12 144V145H13ZM50 144V143H49ZM55 144H56V142H55ZM88 144V143H87ZM98 144H100V143H98ZM106 144V145H107ZM185 144V145H186ZM5 145H7V144H5ZM17 145H19V144H17ZM44 145V144H43ZM42 145V146H43ZM90 145V146H91ZM97 145V144H96ZM103 145V144H102ZM105 145V146H106ZM114 145V144H113ZM145 145V144H144ZM152 145H153V150L155 151V153L157 154V158H156V156H155V158H156V167H157V170H162V169H164V167L165 168H167V166H168V163H169V160L167 159L168 158V156L169 155H175V154H180L181 152H182V148H184V149H186L185 148V146H184V144L181 142V140L180 141H178V140H176V139H171V138H169L168 137V135L167 134H165V135H162L161 136V138H160V140L159 141H157V140H155L153 143H152ZM1 146H2V144H1ZM0 146V148H2ZM14 146V145H13ZM26 146H28V144H26ZM35 146H37L36 144H35ZM44 146H46L47 147V145H44ZM43 146V147H44ZM61 146V145H60ZM60 146H59V150H60ZM62 146H64V145H62ZM66 146V145H65ZM69 146V147H68ZM85 146V145H84ZM115 146V145H114ZM6 147V148H7ZM15 147H16V145H15ZM15 147L13 148V150L15 149ZM30 147L31 148H33L34 149V146L32 147V145H30ZM67 147H68V150H63L62 151V148H61V153L60 154H58L57 153V155H55L54 157H55V160L54 161H56V163L57 164H53V171H51L50 170V172L51 173H53L54 171H60V169H61V167H63V169L62 170H65V171H67V169H69L70 168V166H72V165H74L73 163H75L76 161H77V157H75L76 156V151H77V149L76 148H74V149H72L73 147H71L70 148V145H67L66 146V148L65 149H67ZM87 147V146H86ZM126 147V146H125ZM124 147V148H125ZM206 147V146H205ZM4 148V147H3ZM6 148H4L5 150H6V152L8 151ZM11 148V149H12ZM17 148H19V147H17ZM21 148H23V147H20L19 149L21 150ZM27 148V147H26ZM25 148V150H27ZM31 148L29 149V150H31ZM45 148V147H44ZM56 148V147H55ZM70 148V149H69ZM83 148H85V147H83ZM95 148H97V147H95ZM93 146L92 147H89V149L86 151V154H85V157H86V159L85 160H87L88 161V164L89 163H92V162H94V161H96V158H94L95 157V149ZM99 148V147H98ZM100 148H102V147H100ZM112 148H114V147H112ZM118 148V147H117ZM116 148V149H117ZM122 148V147H121ZM123 148V149H124ZM199 148V147H198ZM207 148V147H206ZM3 149V150H4ZM24 149V148H23ZM22 149V150H23ZM40 149L41 148H39V150H38V148H37V150H35V151H32V154L35 152L36 153V151H37V153L39 152V153H42V151H43V156H44V152H46V151H44V150H42L41 152H40ZM79 149H80V147H79ZM95 149V150H94ZM104 149V148H103ZM204 149V148H203ZM1 150V149H0ZM10 150V149H9ZM12 150V151H13ZM20 150H18V151H20ZM21 150V151H22ZM86 150V149H85ZM84 150V151H85ZM115 150V149H114ZM113 150V151H114ZM147 150H149V149H147ZM190 150H192V149H190ZM202 150V149H201ZM2 151V150H1ZM0 151V152H1ZM16 151H17V149H16ZM17 151V152H18ZM21 151H20V153H21ZM28 151V150H27ZM80 151H82V148H81V150H79V151H77V152H80ZM83 151V152H84ZM96 151H99V150H96ZM101 151H102V149H101ZM100 151V152H101ZM104 151H106V150H104ZM121 151V150H120ZM126 151V150H125ZM197 151V150H196ZM206 151V150H205ZM210 151V150H209ZM6 152H2V153H4V155H5V153ZM15 151H13V153H14ZM16 152V153H17ZM51 152H53V151H51ZM50 152V153H51ZM147 152V151H146ZM192 153H193V151H191ZM197 152H199V150L197 151ZM197 152H196V154H197ZM203 152V151H202ZM11 152L9 151V154H10ZM16 153H15V155H16ZM31 152L29 151V153H27V154H30ZM102 153V152H101ZM101 153H99V156H101L100 154ZM119 153V152H118ZM124 154L126 153V152H123ZM122 153V154H123ZM200 153V156L201 155H203V153L201 154V151L199 152ZM209 153V152H208ZM22 154H23V152H22ZM32 154H30V156H32ZM53 154V153H52ZM97 154V153H96ZM121 154V153H120ZM127 154V153H126ZM130 154V153H129ZM136 154V153H135ZM155 154V155H156ZM205 154V153H204ZM206 154H207V152H206ZM12 155H14V154H12ZM20 155V154H19ZM19 155H17V156H19ZM25 154H23V156H24ZM38 155V154H37ZM41 155V154H40ZM46 155V154H45ZM128 155V154H127ZM148 155V154H147ZM198 155V154H197ZM10 156V155H9ZM8 156V154H7V158H10ZM22 156V155H21ZM30 156H28V157H30ZM43 156H38L36 159H37V161H36V165H35V163H34V167H32L33 168V170H32V172L30 173V171H29V176H25L23 179H20V180H18V182L20 183V184H22L23 185V188H27V187H29L31 184H30V180H32V179H34V178H37L39 175H40V172H41V169L43 168L42 166H44L43 164H44V162L46 161L45 160V156L43 157ZM84 156V155H83ZM105 156V155H104ZM121 156H123V155H121ZM130 156V155H129ZM129 156H126L125 155V157H123V159H120V160H124V158H126V160H124V161H122L123 163H120V164H124L125 165V169L126 168H128L129 167V165H128V163H130L129 161ZM1 157V156H0ZM4 157V156H3ZM6 157V156H5ZM4 157V159H7V158H5ZM12 157H14V156H12ZM32 157H34V156H32ZM35 157H36V155H35ZM34 157V158H35ZM49 157V156H48ZM51 157H52V155H51ZM84 157V158H85ZM113 157H116V156H113ZM131 157V156H130ZM170 157V156H169ZM19 158V157H18ZM80 158V157H79ZM83 157L81 156V159H82ZM111 158V157H110ZM141 158V157H140ZM153 158V157H152ZM171 158V157H170ZM173 158V157H172ZM21 159V158H20ZM19 159V160H20ZM23 159V158H22ZM21 159V160H22ZM26 159H28V164L30 165L31 163H30V159L29 158H26ZM25 159V160H26ZM32 159V158H31ZM54 159V158H53ZM95 159V160H94ZM115 159V158H114ZM119 159V158H118ZM117 159V160H118ZM198 159V158H197ZM18 160V159H17ZM20 160V161H21ZM79 160V159H78ZM94 160V161H93ZM99 160V159H98ZM111 160V159H110ZM133 160V159H132ZM199 160V159H198ZM24 161V160H23ZM27 161V160H26ZM26 161H24L25 162V164H26ZM81 161V160H80ZM80 161H78V162H80ZM154 161V162H155ZM194 161H195V159H194ZM197 161V160H196ZM7 162V161H6ZM10 163L12 162L11 160L9 161ZM22 162V161H21ZM199 162H201V160H199ZM1 163V162H0ZM51 163H52V159H51ZM109 163V162H108ZM132 163V162H131ZM7 164V163H6ZM18 164V163H17ZM47 164V163H46ZM87 164V163H86ZM93 164V163H92ZM118 164V163H117ZM152 164V163H151ZM150 164V165H151ZM33 165V164H32ZM48 165H50L49 164V162H48ZM78 165V164H77ZM5 166V165H4ZM14 166V165H13ZM15 166H19V165H16L15 164ZM46 167H47V165H45ZM92 166H94V164L92 165ZM119 166V165H118ZM121 166V165H120ZM131 166V165H130ZM22 167V166H21ZM24 167H26V166H24ZM52 167V166H51ZM74 167V166H73ZM79 167H81V166H79ZM84 167V166H83ZM82 167V168H83ZM87 167V166H86ZM113 167V166H112ZM122 167V166H121ZM140 167V166H139ZM152 167V166H151ZM4 168V167H3ZM13 168V169H12ZM11 168V172H13V170L15 171V167H12ZM28 168V167H27ZM30 168V167H29ZM28 168V169H29ZM81 168V169H82ZM89 168V167H88ZM123 168H124V166H123ZM9 170L8 169V167L7 168H5V170ZM17 169V168H16ZM21 169V168H20ZM19 169V170H20ZM74 169H77V167H76V165H75V167H74ZM73 169V170H74ZM84 169V168H83ZM91 169H93V167L91 168ZM91 169H89V170H91ZM125 169H124V171L123 172H125ZM1 170H2V166H1ZM4 170V169H3ZM22 170V169H21ZM48 170H49V168H48ZM70 170V169H69ZM72 170V171H73ZM94 170V169H93ZM92 170V171H93ZM45 171V170H44ZM88 171V170H87ZM113 171V170H112ZM121 171V170H120ZM121 171V173H123ZM127 171V170H126ZM8 172V171H7ZM21 172H23V171H20V173ZM28 172V171H27ZM61 172H63V171H61ZM79 172H80V170H79ZM91 172V171H90ZM158 172V171H157ZM0 173H1V171H0ZM9 173V172H8ZM18 174L19 173V171L17 172V170H16V172H15V174ZM18 174V176L19 175H21V174ZM51 173H50V175H51ZM56 173V172H55ZM59 173V172H58ZM57 173V174H58ZM66 173V172H65ZM84 173V172H83ZM86 173H88V172H85V175H86ZM93 173V172H92ZM117 173V172H116ZM16 174V175H17ZM27 174V173H26ZM42 174V173H41ZM46 174H48V173H46ZM70 174V176L67 174L66 175V177L65 178H67L68 176L70 177L68 180L67 179H65L67 182H69V181H71L72 182V180H74V182L75 183H77V184H80L79 185V187H77L76 185V190H74L73 191V193H72V191H69V189H68V186L66 185V181H64V180H62V176H61V178H55V176H52V177H54V181H52L53 180V178L52 179H49V178H47L50 182H52L53 184H51L52 185V189H53V192H58V194H51L50 195V198L51 199H53V198H62V201H64V202H66L67 203V201H70V203L67 205V207L65 208V209H67V210H69V212L71 213V214H73V212H74V210L77 208L74 204L72 205L71 204V201L73 200V199H69V198H78L77 196H81V195H83L86 191H88V192H90L89 191V189H88V187L86 186V184H84V181H86V180H84V177H83V174H79V173H75V170H74V172H70L69 173ZM119 174V173H118ZM10 175V174H9ZM14 175V174H13ZM15 175V176H16ZM23 175H25V174H23ZM53 175V174H52ZM55 175V174H54ZM64 175V174H63ZM94 175V174H93ZM92 175V176H93ZM104 175V174H103ZM120 175V174H119ZM130 175V174H129ZM246 174H244V176H245ZM248 175V174H247ZM250 175V174H249ZM14 176V179L17 177H15ZM22 176V175H21ZM45 176V175H44ZM58 176H59V174H58ZM57 176V177H58ZM88 176H89V174H88ZM91 175H90V177H92ZM102 176V175H101ZM116 176V175H115ZM114 176V177H115ZM121 176V175H120ZM244 176H242L243 178H244ZM2 177V176H1ZM0 177V178H1ZM20 177V176H19ZM19 177H17V178H19ZM89 177V178H90ZM94 177H95V175H94ZM117 177V176H116ZM159 177H161V176H159ZM242 177H240V178H242ZM253 177V176H252ZM3 178H5V177H3ZM11 177H9V179H10ZM43 178H46V177H43ZM86 178H87V176H86ZM88 178V179H89ZM97 178V177H96ZM246 178V177H245ZM249 177H247V179H248ZM2 179V178H1ZM6 179H8V178H6ZM12 179H13V177H12ZM11 179V180H12ZM40 178L38 177L37 178V180H39ZM58 179H60V180H58ZM87 179V180H88ZM93 179V178H92ZM95 179V178H94ZM93 179V180H94ZM117 179L119 180V178L117 177ZM132 179V178H131ZM160 179V178H159ZM162 179V178H161ZM161 179L157 182V183H159L160 181H161ZM116 180V179H115ZM115 180H113V181H115ZM117 180V181H118ZM158 180V179H157ZM243 180V179H242ZM95 181V180H94ZM244 181H246V180H244ZM11 182V181H10ZM13 182V181H12ZM17 182V183H18ZM41 182V181H40ZM43 182H44V179H43ZM91 182V181H90ZM97 182V181H96ZM116 182V181H115ZM120 182V181H119ZM35 183H37V182H35ZM95 183V182H94ZM107 183V182H106ZM113 183V185L115 184L114 182H112ZM3 184H6V183H2L1 184V182H0V186H3ZM34 184V183H33ZM39 184V183H38ZM38 184L37 185H35L34 184V186L35 187H37L38 186ZM42 184V183H41ZM46 184V183H45ZM49 184V185H50ZM93 184V183H92ZM97 184V183H96ZM96 184L94 185V186H96ZM99 184V183H98ZM116 184H118V182L116 183ZM115 184V185H116ZM43 185V184H42ZM72 185V184H71ZM91 185V184H90ZM112 185V184H111ZM113 185L112 186H110V188L111 187H113ZM120 186V185H119ZM4 187H5V185H4ZM8 187V186H7ZM11 187V186H10ZM13 187V186H12ZM31 187V186H30ZM29 187V188H30ZM50 187V186H49ZM69 187H71V186H69ZM74 187V186H73ZM73 187H71V188H73ZM92 188H93V186H91ZM129 187V186H128ZM1 189H3L2 187H0ZM6 188V187H5ZM89 188H90V186H89ZM95 188V187H94ZM0 189V190H1ZM9 189V188H8ZM7 188L5 189V190H8ZM17 189V188H16ZM21 189V188H20ZM31 189H35L34 187L33 188H31ZM43 189H45L44 187H41L40 186V188L39 189H37V190H35L34 191V194H35V201L33 200V202H35L36 203V201H37V203H39V204H45V202H46V199H47V192L45 193L44 192V190ZM47 189V188H46ZM75 189V188H74ZM91 189V188H90ZM96 189V188H95ZM94 189V190H95ZM107 189V188H106ZM119 189H121L120 187H116L115 186V194H114V196L116 197V199H118V197H119V192L121 191V190H119ZM10 191L12 190V189H9ZM15 189L13 188V191H14ZM19 190V189H18ZM71 190V189H70ZM99 190V189H98ZM103 190V189H102ZM111 190H112V188H111ZM110 190V191H111ZM243 190V189H242ZM2 191V190H1ZM9 191V192H10ZM29 191V190H28ZM27 191V192H28ZM48 191H51V189L49 190L48 189ZM97 191V190H96ZM109 191V192H110ZM240 191V190H239ZM6 192V191H5ZM19 192V191H18ZM23 192V191H22ZM31 192H32V190H31ZM93 192V191H92ZM112 192V191H111ZM110 192V193H111ZM124 192V191H123ZM122 192V193H123ZM13 193V192H12ZM49 193V192H48ZM97 193V197L98 196H100V195H98V194H100V193H98V192H95L94 193V195ZM114 193V192H113ZM198 193V192H197ZM200 193V192H199ZM3 194V193H2ZM18 195H16V197L17 196H21V195H19V193H17ZM27 194V193H26ZM26 194L24 193V195L26 196ZM89 194L90 193H88V198H90L89 197ZM106 194V193H105ZM242 194V193H241ZM90 195H92V196H94L93 194H90ZM106 195H108V191H107V194ZM124 195V194H123ZM199 195H201V194H199ZM198 195V196H199ZM203 195V194H202ZM29 196V198H30V195L28 194L26 197H28ZM96 196V195H95ZM94 196V197H95ZM113 196V195H112ZM194 196V194L192 195V194H190V195H188V198H192ZM9 197H11V199H13V195L12 194H10V193H8L7 195H5V197H3V198H9ZM15 197V196H14ZM26 197H24L23 196V198H25V200H26ZM94 197H93V199H94ZM105 197H107V196H104V198ZM110 197V196H109ZM212 197V196H211ZM29 198H27L28 200H29ZM33 198V197H32ZM46 198V199H45ZM86 198V197H85ZM84 198V199H85ZM114 198V197H113ZM125 198V197H124ZM209 198V197H208ZM245 198H247V197H245ZM17 199H18V197H17ZM16 199V200H17ZM19 199H22V197L21 198H19ZM18 199V201H20ZM82 199V198H81ZM80 199V201H82ZM116 199H114V200H116ZM121 199V198H120ZM211 199V198H210ZM25 200H23L22 199V201H25ZM49 200V199H48ZM55 200V199H54ZM77 200V199H76ZM76 200H74V201H76ZM104 200H108V198H106V199H104ZM127 200V199H126ZM125 200V201H126ZM245 200V199H244ZM11 201V200H10ZM9 201V202H10ZM32 201V200H31ZM31 201H27L28 203L29 202H31ZM84 201V200H83ZM82 201V202H83ZM97 201V200H96ZM108 201H110V198H109V200ZM107 201V202H108ZM113 201V200H112ZM8 202V203H9ZM27 202H24L25 204L27 203ZM53 202V201H52ZM85 202V201H84ZM117 202V201H116ZM115 202V203H116ZM121 202V201H120ZM3 203V202H2ZM54 203V202H53ZM52 203V204H53ZM60 205H61V203L60 202H58ZM57 203V204H58ZM74 203V202H73ZM80 203V202H79ZM85 203H87V201L85 202ZM99 203V202H98ZM31 204H33L32 202H31ZM30 204V205H31ZM39 204H38V206H39ZM84 204V203H83ZM90 204H91V202H90ZM89 204V205H90ZM100 205H102L101 203H99ZM107 204H109V203H107ZM120 203H116V204H112L111 203V206L113 205V209H114V211L113 212H118L120 209H122L123 207H122V203L120 204L121 205V207L122 208H120V205H119ZM14 205V204H13ZM27 205V204H26ZM55 206H56V204H54ZM53 205V206H54ZM79 205V204H78ZM103 205H104V203H103ZM10 206V205H9ZM47 206V205H46ZM45 206V207H46ZM50 206V205H49ZM49 206H47V207H49ZM52 206V208H54ZM83 206H85V204L83 205ZM82 206V207H83ZM87 206H88V204H87ZM87 206H86V208H87ZM98 206V205H97ZM105 206H106V202H105ZM105 206H103L104 208H105ZM109 206H110V204H109ZM31 207H32V205H31ZM37 207V206H36ZM43 207H44V205H43ZM46 207V208H47ZM60 207V206H59ZM64 207V206H63ZM63 207H60V208H63ZM74 207H76V208H74ZM81 207V208H82ZM93 207H96V206H94V204H93ZM219 207V206H218ZM218 207H216V209H217V211H221L220 210V208H218ZM27 208H28V206H27ZM34 208V206L32 207V209ZM37 208H39V207H37ZM52 208H51V210H52ZM85 207H84V210L86 209ZM107 209H108V206L106 207ZM31 209V210H32ZM36 209V208H35ZM43 209H45V208H43ZM50 209V208H49ZM89 209V208H88ZM99 209V206H98V208H97V210ZM111 209V208H110ZM112 209V210H113ZM40 210V209H39ZM39 210H37L38 211V213H39ZM56 209L54 208V211H55ZM82 211V209H80L79 208V210L78 211ZM82 211V212H85V211ZM100 210V209H99ZM106 210V209H105ZM112 210L110 211L111 213H109V211H107L108 212V214L109 215H107L106 214V212L103 214V213H100V214H98L97 216H94V219H93V221L95 222V223H101V224H104V222H107L108 224L109 223H121L122 224V226H121V228H123V229H127V227H128V223L124 220L123 221V219H122V217L120 216V212H122V211H120L119 213H117L118 214V216L115 218L114 216H113V212H112ZM116 210V211H115ZM226 210V209H225ZM22 210H20V212H21ZM36 211V210H35ZM41 211V210H40ZM42 211H44V210H42ZM94 211H96V210H94ZM93 211V212H94ZM104 211V210H103ZM181 211V210H180ZM185 211L187 212V210L186 209H184L183 211H181V213H179V211H178V215L176 216V219H177V222L176 223H178V222H182V220H181V218H179V215H181L182 214V212H184L185 213ZM216 211V212H217ZM227 212H228V210H226ZM19 212V211H18ZM52 212V211H51ZM64 212V211H63ZM63 212H61V213H63ZM68 212V211H67ZM77 212V211H76ZM224 213H225V211H223ZM226 212V214H222L223 216L225 215V217H223L222 215H220L222 218H220V219H216L217 221H216V224H217V226H219V227H222L223 225H222V223H223V218H227L228 216H227V213ZM8 213V211H7V209H5V207H3V206H0V215H6ZM23 213V212H22ZM30 214H31V212H29ZM28 212H27V214H29ZM86 213V212H85ZM84 213V214H85ZM95 213V212H94ZM97 213V212H96ZM219 213V212H218ZM41 214V213H40ZM56 214V213H55ZM70 214V215H71ZM76 214V213H75ZM79 214V213H78ZM78 214H77V216H78ZM83 214V215H84ZM92 214V213H91ZM91 214H89V212H88V214H87V216H89V215H91ZM112 214V215H111ZM121 214H123V213H121ZM238 213H236V215H237ZM23 215V214H22ZM68 215V214H67ZM74 215V214H73ZM94 215V214H93ZM96 215V214H95ZM232 215H234V214H232ZM231 215V216H232ZM59 216H61L60 215V213H59ZM86 216V217H87ZM183 216V215H182ZM227 216V217H226ZM4 217H6V216H4ZM18 217H19V215H18ZM30 217V216H29ZM47 217H48V214H47ZM46 217V218H47ZM68 217V216H67ZM72 217V216H71ZM79 217V216H78ZM77 217V218H78ZM233 217V216H232ZM231 217V218H232ZM240 217V216H239ZM238 217V218H239ZM12 218V217H11ZM34 218V217H33ZM37 218V217H36ZM46 218H44V219H46ZM51 218H53V217H51ZM60 218V217H59ZM66 218V217H65ZM64 218V219H65ZM68 218H70V217H68ZM73 218V217H72ZM85 218V217H84ZM136 218V217H135ZM171 218V217H170ZM236 219V216H234L233 217V219ZM35 219V218H34ZM40 219V218H39ZM44 219L42 218V221H44ZM49 219V218H48ZM54 219V218H53ZM73 219H76V218H73ZM73 219H72V221H73ZM90 219V218H89ZM131 219V218H130ZM172 219V218H171ZM182 219H183V217H182ZM1 220V219H0ZM55 220L57 221V217L55 218ZM54 220V222H56ZM71 220V219H70ZM82 220V219H81ZM228 220V219H227ZM230 220V219H229ZM39 221V220H38ZM37 221V222H38ZM53 221V220H52ZM60 221V220H59ZM66 221V220H65ZM65 221H63V222H65ZM71 221V222H72ZM80 221V220H79ZM83 221V220H82ZM81 221V222H82ZM92 221V222H93ZM176 221V220H175ZM175 221H174V223L173 222H170V220H168V221H165L163 224L161 223V225H163L164 227H167L169 224H175ZM236 221V220H235ZM241 221V220H240ZM37 222H33L30 218H28V217H25V218H23L22 220H20L19 221V223H18V225H17V227L14 229V230H12V229H10L9 230V232H7V233H5V234H1L0 233V256H2L3 257V260H1L0 259V264H1V262H2V264H37L36 262H32V259L31 258H33V261H35L34 259V257H36V256H34V257H32L31 256V254L32 255H35V254H33L32 252L31 253H29V252H26L25 253V251L26 250H28V248H26V243L28 242L27 241V238L31 235V233L35 230V228L37 227ZM40 222V221H39ZM38 222V223H39ZM54 222H52V223H54ZM61 222V221H60ZM68 223H69V221H67ZM66 222V223H67ZM77 222H78V220H77ZM77 222L75 223V224H77ZM91 222V223H92ZM3 223V222H2ZM13 223V222H12ZM62 223V222H61ZM67 223V224H68ZM79 223V222H78ZM183 223V222H182ZM226 223V222H225ZM240 223V222H239ZM42 224H43V222H42ZM45 224V223H44ZM43 224V225H44ZM47 224V223H46ZM60 224V223H59ZM66 224V225H67ZM71 224V223H70ZM70 224H69V226H70ZM74 224V223H73ZM75 224L73 225V226H75ZM82 224V223H81ZM178 224H180V223H178ZM215 224V225H216ZM224 224V223H223ZM226 224H228V223H226ZM225 224V225H226ZM233 224V223H232ZM7 225V224H6ZM12 225V224H11ZM53 225V224H52ZM58 225V224H57ZM61 225V224H60ZM63 225H64V227L66 228V226H65V223H63ZM82 225H85V224H82ZM81 225V226H82ZM5 226V225H4ZM4 226H2V228L4 227ZM62 226V225H61ZM60 226V227H61ZM76 226H78V225H76ZM87 226V225H86ZM86 226H84V228L86 227ZM95 226V225H94ZM97 226V225H96ZM106 226V225H105ZM175 226V225H174ZM228 226V225H227ZM230 226V225H229ZM242 226V225H241ZM8 227V226H7ZM25 227L27 228V229H25ZM44 227H46V226H44ZM48 227V226H47ZM49 227H50V224H49ZM59 227V226H58ZM58 227H57V229H58ZM91 227V226H90ZM98 227H100V226H98ZM109 227V226H108ZM234 227H235V225H234ZM237 227V226H236ZM235 227V228H236ZM0 228H1V224H0ZM11 228H13L12 226H11ZM42 228V227H41ZM53 228H54V225H53ZM69 228V230H70V227H68ZM68 228L66 229V230H68ZM81 228V227H80ZM83 228V227H82ZM111 228V227H110ZM173 228V227H172ZM218 228V227H217ZM224 228V227H223ZM219 228V229H217V230H215V231H212V232H200V231H198L197 233L196 232H192V230L191 231H187V232H189V233H193L192 234V236L191 235H189V236H186L185 238H181V242H182V245L184 246V244H186V243H190L191 241H192V239H195V240H197V241H199V242H201V241H206V240H209L211 243H212V246H209V247H207V248H202V251L201 252H203V254L202 255H206L207 253H209V252H211L212 250L214 251V249L216 248V247H218V246H221V245H223V243H226V241H228V240H230L232 237H234V234L236 233V232H229V231H225V229L226 228ZM228 228V227H227ZM232 228V227H231ZM51 229V228H50ZM55 229V228H54ZM53 229V230H54ZM56 229V230H57ZM62 229H64V228H62ZM92 229H93V226H92ZM97 229V228H96ZM103 229V228H102ZM159 229V228H158ZM161 229V228H160ZM5 230H6V228H5ZM8 230V229H7ZM6 230V231H7ZM37 230V229H36ZM35 230V232H37ZM42 230H43V228H42ZM55 230V231H56ZM59 230V229H58ZM61 230V229H60ZM65 230V229H64ZM64 230H63V233H64ZM77 230H79V229H77ZM86 230V229H85ZM101 230V229H100ZM100 230H98V232L100 231ZM136 230V229H135ZM141 230V229H140ZM91 231V230H90ZM94 231H95V229H94ZM106 231H107V228H106ZM105 231V232H106ZM138 231V230H137ZM146 231V230H145ZM144 231V232H145ZM166 231V230H165ZM231 231V230H230ZM244 231V230H243ZM1 232V231H0ZM3 232H5V231H3ZM2 232V233H3ZM39 232H40V230H39ZM39 232L37 233V234H39ZM47 232H50L51 234H52V232L50 231V230H47ZM58 232H60V231H57V233ZM62 232V231H61ZM66 232V231H65ZM76 232H78V231H76ZM79 232H80V230H79ZM92 232V231H91ZM101 232V231H100ZM147 232V234L144 236L145 238H140L139 240L136 238V240L138 241V244L142 247V248H147V249H149V250H151L150 252H155L156 250H157V248H158V246L160 247V245H161V247H162V245H163V247H164V245H167L168 246V243H170L171 242V240L173 239V236H172V233H170V231H168V232H161L160 230H148V231H146ZM177 232V231H176ZM258 232V231H257ZM41 233V232H40ZM42 233H44V232H42ZM56 233V232H55ZM63 233H62V235H63ZM70 233V232H69ZM81 233V232H80ZM87 232H85V234H86ZM102 233H104V232H102ZM124 233V232H123ZM143 233V232H142ZM261 233V232H260ZM36 234V233H35ZM37 234H36V236H37ZM45 234H49V233H46V231H45ZM54 234V233H53ZM52 234V236H56L55 234L53 235ZM66 234V237H68L67 236V233H65ZM72 234H73V232H72ZM79 234V233H78ZM92 234H95V233H93L92 232ZM105 234V233H104ZM102 235V236H94V237H90V238H86V239H80V240H78V238H76L77 240H71L72 242L70 243V244H68V247H69V251H70V248H81L82 249V247L84 246H81L80 247V244H82V243H90V245H86V247H88V250H90V252H91V249L92 250H94L95 248L93 247V246H104V245H106L107 246V244H108V246H109V244H110V242H109V240H115V242H117L118 244H119V249H120V251L118 252V253H120V252H123L124 250H129V251H132L133 253H134V256H135V259H136V261L137 260H142V257H141V253L139 252V248H138V246H137V244H135L134 243V241H132V240H130V239H126V237H122V236H114V237H106L105 235ZM107 234H109V232H107ZM125 234V233H124ZM144 234V233H143ZM262 234V233H261ZM33 235H34V233H33ZM59 235V233L57 234V236ZM62 235H59V237L58 238H60V236H62ZM69 235H71V234H69ZM82 235V234H81ZM121 235V234H120ZM123 235V234H122ZM127 236H128V234H126ZM130 235V234H129ZM174 235V234H173ZM35 236V238L37 239V237ZM63 236H65V235H63ZM75 236H77V233H76V235ZM74 236V237H75ZM79 236V235H78ZM77 236V237H78ZM86 236V235H85ZM89 236H90V234H89ZM103 236H105V237H103ZM111 236H113V235H111ZM133 236V235H132ZM142 236V235H141ZM33 237V236H32ZM46 237H48V236H46ZM49 237H50V235H49ZM71 237V236H70ZM82 237H84V236H82ZM135 237V236H134ZM137 237H138V235H137ZM34 238V239H35ZM42 238V237H41ZM52 238V237H51ZM63 238V237H62ZM133 238V237H132ZM39 239V238H38ZM38 239L36 240V241H38ZM46 239V238H45ZM49 239V238H48ZM65 239V238H64ZM69 239H72V237L71 238H69ZM135 239V238H134ZM18 240V241H17ZM41 240V239H40ZM20 241H23V242H21L20 244H18ZM34 241V240H33ZM70 241V240H69ZM16 242H18V243H16ZM30 242V241H29ZM44 242V241H43ZM35 243V242H34ZM114 243V242H113ZM33 244V243H32ZM62 244V243H61ZM60 243H59V245H61ZM64 244V243H63ZM66 244V245H67ZM115 245H116V243H114ZM31 245V244H30ZM29 245V246H30ZM44 245V244H43ZM46 245V244H45ZM51 245V244H50ZM53 245V244H52ZM35 246H36V243H35ZM34 246V247H35ZM39 246V245H38ZM41 246H42V244H41ZM54 246V245H53ZM90 246H92V247H90ZM113 247H116L117 248V246H114V245H112ZM31 247V246H30ZM45 247H47V246H45ZM55 247V246H54ZM57 247V246H56ZM59 247V246H58ZM62 247V246H61ZM65 247V246H64ZM67 247V248H68ZM141 247H140V249H141ZM160 247V248H161ZM166 247V246H165ZM33 248V247H32ZM40 248H42V247H40ZM67 248L66 249H63L64 251H66V252H68L67 251ZM83 248H85V246L83 247ZM89 248H91V249H89ZM99 248V247H98ZM101 248V247H100ZM159 248V249H160ZM37 249H39V248H37ZM36 249V251H42L43 252V250L42 249H39V250H37ZM46 249V248H45ZM44 249V251H46ZM50 249H52V248H50ZM97 249V248H96ZM111 249V248H110ZM113 249V248H112ZM115 249V248H114ZM162 249V248H161ZM260 249V248H259ZM33 250H35L34 248H33ZM60 250V249H59ZM84 250H87V249H82V252L84 251ZM103 250V249H102ZM101 250V251H102ZM116 250V249H115ZM182 250L183 249H180V253H182ZM72 252H73V250H71ZM98 251H100L99 249H98ZM113 251V250H112ZM144 251V249H142V252ZM147 251V250H146ZM47 252V251H46ZM66 252H65V254L64 255H66ZM79 252V251H78ZM78 252L76 251V254H78ZM90 252L88 251V255L90 254ZM94 252H97V251H93L92 253H94ZM114 252H116V251H114ZM157 252H158V250H157ZM186 252V251H185ZM49 253H51V252H49ZM53 253V252H52ZM51 253V254H52ZM73 253H75V251L73 252ZM80 253V252H79ZM126 253L129 255L130 254V252L128 253L127 251H126ZM125 252H124V255L126 254ZM42 254H45V252H43ZM46 254H48V253H46ZM82 254V253H81ZM80 254V255H81ZM84 254V253H83ZM86 254V255H87ZM95 254V253H94ZM97 254V253H96ZM99 254H100V252H99ZM123 254V253H122ZM122 254H121V256H122ZM127 254L124 256V257H126L127 256ZM37 255V254H36ZM39 255L41 256V253H39ZM38 255V256H39ZM57 255H59V253L57 252ZM67 255H69V256H71V255H73V254H69V253H67ZM80 255H77V256H80ZM86 255H85V257H86ZM98 255V254H97ZM111 255H114V254H111ZM118 255H120V254H118ZM56 256V255H55ZM76 255H74V257H75ZM76 256V257H77ZM92 256V255H91ZM95 256V255H94ZM115 256V255H114ZM121 256H120V258H121ZM51 256H49V258H50ZM52 257H54V253H53V256ZM51 257V258H52ZM80 257H82V256H80ZM98 257H100L99 255H98ZM97 257V258H98ZM112 257V256H111ZM148 257V256H147ZM44 258H46L47 259V257H43V259ZM48 258V259H49ZM64 258V257H63ZM68 258V257H67ZM67 258H66V260H67ZM72 258V259H71ZM71 258L69 259V260H73L74 258H73V256H71ZM77 258H79V257H77ZM84 258V257H83ZM82 258V259H83ZM88 259H89V257H87ZM105 259V257L103 256L102 257V259ZM114 258V257H113ZM119 258V257H118ZM119 258V259H120ZM123 258V257H122ZM128 258V257H127ZM36 259H37V257H36ZM41 259V258H40ZM39 259V260H40ZM42 259V260H43ZM87 259V260H88ZM91 259H92V257H90V262L91 263H93L92 261H91ZM93 259H95V258H93ZM98 259H100V258H98ZM126 259V258H125ZM38 260V259H37ZM42 260H41V262H42ZM45 260V259H44ZM74 260H76V259H74ZM81 260V259H80ZM79 260V261H80ZM84 260H85V262H86V259L84 258ZM101 260V259H100ZM107 260H109V259H107ZM107 260H106V262H107ZM111 260V259H110ZM109 260V261H110ZM50 261V260H49ZM64 261V260H63ZM79 261H78V263H79ZM120 261V260H119ZM121 261H122V259H121ZM129 261V260H128ZM128 261H127V264H129L128 263ZM38 262H40V261H38ZM46 262V261H45ZM45 262L44 263H42V264H45ZM54 262V261H53ZM52 261H51V263H53ZM72 262V264L73 263H75V262H77V260L76 261H71ZM88 262V261H87ZM111 262H113V261H111ZM115 262H116V260H115ZM118 262V261H117ZM143 262V261H142ZM142 262L140 263V264H142ZM161 262V261H160ZM191 262H192V260H191ZM47 263H49V262H47ZM55 263H57V261L55 262ZM70 263V262H69ZM69 263H67V264H69ZM78 263H76V264H78ZM108 263V262H107ZM119 263V262H118ZM126 263V262H125ZM39 264V263H38ZM50 264V263H49ZM85 264V263H84ZM86 264H89V262L88 263H86ZM94 264V263H93ZM97 264V263H96ZM99 264V263H98ZM121 264V263H120ZM153 264H155V263H153ZM159 264V263H158Z\"/></svg>",
    "mask_w": 264,
    "mask_h": 264
},
{
    "label": "crops",
    "instance_id": "0c3cea01",
    "mask_svg": "<svg viewBox=\"0 0 264 264\" xmlns=\"http://www.w3.org/2000/svg\"><path fill=\"white\" fill-rule=\"evenodd\" d=\"M206 4L223 35L198 106L196 140L209 155L202 166L189 164L184 148L172 155L156 184L163 185L162 205L157 211L147 206L146 215L152 225L184 202L186 227L197 233L224 227L216 224L218 206L238 213V223L224 227L236 232L234 237L206 255L201 251L207 243L193 240L185 246L187 264H264V0ZM190 194L194 196L188 198Z\"/></svg>",
    "mask_w": 264,
    "mask_h": 264
}]
</instances>
